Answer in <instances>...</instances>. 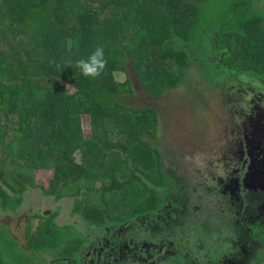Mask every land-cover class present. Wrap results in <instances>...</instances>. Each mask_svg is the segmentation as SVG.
Masks as SVG:
<instances>
[{
  "label": "trees",
  "instance_id": "16d2710c",
  "mask_svg": "<svg viewBox=\"0 0 264 264\" xmlns=\"http://www.w3.org/2000/svg\"><path fill=\"white\" fill-rule=\"evenodd\" d=\"M128 68L151 101L179 92L186 105L201 104L203 85L264 90V0H0V211L18 217L32 190L71 198L72 216L87 226L163 208L177 187L167 185L162 157L183 159L162 146L159 109L130 105L137 91ZM194 68L196 88L188 83ZM115 74L127 75L123 86H113ZM114 128L128 139L112 142ZM61 212L33 213L48 245L16 242L0 264H48L35 257L54 252L67 263L75 240H64L75 225H60Z\"/></svg>",
  "mask_w": 264,
  "mask_h": 264
},
{
  "label": "flooded vegetation",
  "instance_id": "af4514ba",
  "mask_svg": "<svg viewBox=\"0 0 264 264\" xmlns=\"http://www.w3.org/2000/svg\"><path fill=\"white\" fill-rule=\"evenodd\" d=\"M248 92L255 96L247 104L234 99L230 93H221L227 101L224 115H229L227 124L224 122L221 129L224 133L221 139L229 135L227 125L231 121H237L233 128L237 139L231 147H221L224 154L219 161L225 163L221 169L224 175L217 172L218 177L211 179L216 186L208 185L207 181L202 184L204 194L214 200L216 209H221V201L227 205L223 212L227 211L230 217H234L233 221L230 220L237 233L235 239H230L234 252L224 255L222 264H264V110L258 108L260 99H264V90L258 92L246 86L240 87L237 94L246 95ZM168 159L173 162L172 156ZM168 164L162 157V167L168 175L166 178L171 181L167 185L169 188L176 185L177 188L163 208L158 209L155 215L133 217L129 221L78 226L83 240L65 264H197L188 247L185 224L194 210H202V205L193 200L194 196L191 197L189 177H179L181 167L172 168ZM226 171L229 174L225 175ZM1 218L0 215V225L4 223L8 228L4 232L0 228V255H5L16 250L17 237L10 233V223ZM99 229L105 231L106 236L99 235L88 241L91 232ZM222 244L223 239H219L217 247ZM32 246L33 242L28 243L29 249ZM200 247L204 249L203 245L197 248ZM44 260V256L35 257L36 262Z\"/></svg>",
  "mask_w": 264,
  "mask_h": 264
},
{
  "label": "rangeland",
  "instance_id": "374dc122",
  "mask_svg": "<svg viewBox=\"0 0 264 264\" xmlns=\"http://www.w3.org/2000/svg\"><path fill=\"white\" fill-rule=\"evenodd\" d=\"M153 66L157 68L161 66L159 57L156 56V61ZM128 69L130 77L133 80L132 82L135 86L134 92L137 91L134 93V99H130V105L134 109L147 106L159 109V136H161V134H165L162 146L165 148V144H169L172 147V150L176 151L179 157L183 159L181 164H175L168 158L167 162L172 166V168L181 167L179 177H189L192 183V189L190 190V194L192 195L191 197L194 196L193 200L202 205V210H194L195 212L193 215L188 217L186 220L185 226L187 231L186 237L188 238L189 243L188 247L191 250L193 257L195 256L197 264H222L224 260L221 261V258L224 255H230L234 252V246L232 240H230L235 239L237 236L236 229L234 228L233 223L230 222V220L233 221L234 217H230L227 211L225 213L223 212L224 207L227 205L221 203V201V209H216L214 200H211L210 197L204 194L202 184L207 181L208 185L216 186V182H212L211 179L214 177L217 178V172L221 173V169L225 165L223 160L222 162L219 161L223 158L224 154L221 147L229 145L231 147V145H234V142L237 139V133L236 130H233V128L234 123L237 121H231L228 123L227 126L229 135H227L226 139H221V136L224 135V133H221V129L224 126V122L226 123V120L229 119L228 114L224 115L225 112L223 108H227L224 106L227 101L223 99L221 90H215L205 85L201 86L200 90H197V92L200 91V95H202L199 97L201 102L197 100L201 104H197L192 101L191 106L189 103L186 105L184 100L187 99V97L182 99V95L179 92L173 94L169 93L160 100L151 101L150 97L144 94L143 90L137 83L132 69ZM205 70L206 69L204 68L202 72L205 73ZM190 74V79L188 80V83L190 82V86H195V88L199 87L201 84L200 78L195 68L190 71ZM10 77L14 79L13 74H11ZM126 80V74H115L112 78V84L115 88H118L123 86ZM246 86L247 85L241 87ZM250 87L258 92L263 91L259 90V85H253ZM228 88H231V96L237 95L236 98L233 96L234 99H241L245 104L249 103L255 96L251 92H248L246 95H241V93L238 95L237 90L239 88H237V86H228ZM65 90L69 93H74L73 88L70 86H65ZM186 91H189V86H187ZM195 91L196 90H194V93ZM197 92L194 96H196ZM128 97L132 96L128 95ZM188 102H190V100H188ZM202 102H206V104H202ZM258 108L264 110V99H260ZM1 121L2 120H0V122ZM246 124L247 126L249 125L248 123ZM116 131H118V129L114 128L112 130L114 133L112 136H109L112 142L117 143L128 139H125V136L122 137L116 134ZM74 157L77 161H81L82 159L80 152H77ZM107 157V154L103 155L102 164H108L109 160ZM154 157L156 158L157 154H155ZM129 160L131 167H134L135 164H139L137 160L132 158H129ZM111 163L112 162H110V164ZM107 167V181H109L111 167ZM225 169H227V167H225ZM221 174L224 175V172ZM226 174H229V171H226L225 175ZM125 179L126 178L124 176H120V181H125ZM100 185H102V183H98V186ZM171 186L174 187V185ZM220 197L222 198L221 195ZM191 203L192 206H194V202L192 201ZM73 205L74 201L71 198H64L59 202H55L52 197H44L43 194L41 196V191L32 190L26 194L25 202L20 208L21 212L18 217H12L10 214L6 216L2 211H0V215L2 216L1 219L4 222L10 223V233L13 236L16 235L18 244L23 245L24 248H28V243L30 241L27 233H29L31 242L33 243L39 242V245H48L49 243L42 231L44 226L37 224L38 219H32L33 213H51L55 209H60L62 212L57 222L60 225H66L70 222L72 223L69 225H75L71 231L74 234V237L69 236L68 239L65 238L64 240V243L70 245L75 240L73 249H71L73 253L77 248L78 239H83L84 237L80 232H78L80 230L79 227L82 228L87 226L84 224L85 221L83 222L79 216H72L71 212ZM2 232H4L3 229ZM63 233L65 234V231H63ZM99 235L106 236V233L100 229L99 231L96 230L91 232L88 241H92L93 238L96 239ZM219 239H223L224 243L219 246L220 248L217 247V241ZM54 241L55 237L53 236L52 242ZM198 242L201 244H197ZM199 245H203L204 249L202 247L197 248ZM44 251L45 249H42L40 253H43ZM39 256H44L46 263L49 261L48 264H50L51 258L53 259L54 264H57V261L54 260V256H57L56 252H54L51 257H49L48 253H44Z\"/></svg>",
  "mask_w": 264,
  "mask_h": 264
}]
</instances>
